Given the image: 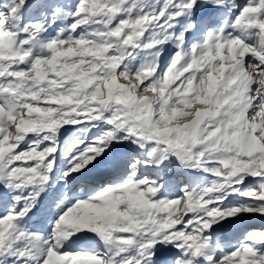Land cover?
<instances>
[{"label":"snow or ice","instance_id":"snow-or-ice-1","mask_svg":"<svg viewBox=\"0 0 264 264\" xmlns=\"http://www.w3.org/2000/svg\"><path fill=\"white\" fill-rule=\"evenodd\" d=\"M255 217L264 0H0V264H264Z\"/></svg>","mask_w":264,"mask_h":264},{"label":"rangeland","instance_id":"rangeland-1","mask_svg":"<svg viewBox=\"0 0 264 264\" xmlns=\"http://www.w3.org/2000/svg\"><path fill=\"white\" fill-rule=\"evenodd\" d=\"M144 94V93H141ZM244 227H248V226H255V227H260V226H264V220L260 219L259 217H255L249 220L244 221L243 223Z\"/></svg>","mask_w":264,"mask_h":264}]
</instances>
